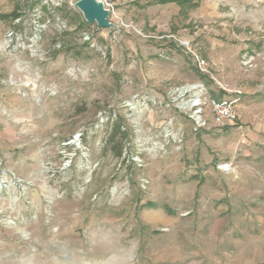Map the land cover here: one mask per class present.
<instances>
[{"label": "rangeland", "instance_id": "1", "mask_svg": "<svg viewBox=\"0 0 264 264\" xmlns=\"http://www.w3.org/2000/svg\"><path fill=\"white\" fill-rule=\"evenodd\" d=\"M77 1L0 0V264H264V0Z\"/></svg>", "mask_w": 264, "mask_h": 264}, {"label": "water", "instance_id": "2", "mask_svg": "<svg viewBox=\"0 0 264 264\" xmlns=\"http://www.w3.org/2000/svg\"><path fill=\"white\" fill-rule=\"evenodd\" d=\"M76 6L83 13L88 23H97L99 28H108L112 24L108 20L110 11L99 0H79Z\"/></svg>", "mask_w": 264, "mask_h": 264}, {"label": "built area", "instance_id": "3", "mask_svg": "<svg viewBox=\"0 0 264 264\" xmlns=\"http://www.w3.org/2000/svg\"><path fill=\"white\" fill-rule=\"evenodd\" d=\"M238 100L230 97L210 99L209 105L215 114V123L222 125L226 122H234L238 119Z\"/></svg>", "mask_w": 264, "mask_h": 264}, {"label": "trees", "instance_id": "4", "mask_svg": "<svg viewBox=\"0 0 264 264\" xmlns=\"http://www.w3.org/2000/svg\"><path fill=\"white\" fill-rule=\"evenodd\" d=\"M118 135H119V130H118V131L115 130L114 133H113V137H112V138H115V137H117ZM120 135H123L122 132H120ZM119 154H120V153H119ZM149 206H153V204H152V205L149 204Z\"/></svg>", "mask_w": 264, "mask_h": 264}, {"label": "bare ground", "instance_id": "5", "mask_svg": "<svg viewBox=\"0 0 264 264\" xmlns=\"http://www.w3.org/2000/svg\"><path fill=\"white\" fill-rule=\"evenodd\" d=\"M193 106H195V104H194V103H191V104L189 105V107H193Z\"/></svg>", "mask_w": 264, "mask_h": 264}]
</instances>
